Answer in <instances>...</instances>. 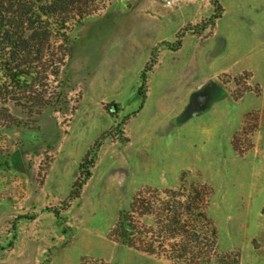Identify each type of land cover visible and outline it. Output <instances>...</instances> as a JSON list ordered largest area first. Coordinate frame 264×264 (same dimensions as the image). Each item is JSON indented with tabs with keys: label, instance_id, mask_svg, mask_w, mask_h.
Listing matches in <instances>:
<instances>
[{
	"label": "rangeland",
	"instance_id": "obj_1",
	"mask_svg": "<svg viewBox=\"0 0 264 264\" xmlns=\"http://www.w3.org/2000/svg\"><path fill=\"white\" fill-rule=\"evenodd\" d=\"M93 8L48 82L63 103L0 129V264H174L112 231L183 182L208 192L212 264H264V0Z\"/></svg>",
	"mask_w": 264,
	"mask_h": 264
},
{
	"label": "trees",
	"instance_id": "obj_2",
	"mask_svg": "<svg viewBox=\"0 0 264 264\" xmlns=\"http://www.w3.org/2000/svg\"><path fill=\"white\" fill-rule=\"evenodd\" d=\"M95 1L0 0V129L29 127L12 105L40 119L45 109L63 103L54 100L48 82L69 55L68 24L90 14ZM207 203L208 192L195 183L140 191L119 213L112 234L123 245L162 254L174 264H212L218 231Z\"/></svg>",
	"mask_w": 264,
	"mask_h": 264
}]
</instances>
